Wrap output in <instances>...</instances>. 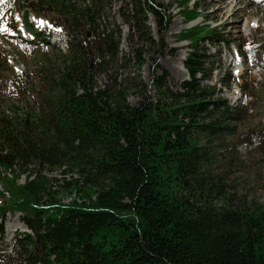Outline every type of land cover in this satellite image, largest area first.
<instances>
[{"label": "trees", "instance_id": "trees-1", "mask_svg": "<svg viewBox=\"0 0 264 264\" xmlns=\"http://www.w3.org/2000/svg\"><path fill=\"white\" fill-rule=\"evenodd\" d=\"M77 1L15 4L29 30L39 31L30 13L63 29L68 52H61L59 66L42 61L29 74L6 77L0 64L7 91L28 93L33 103L19 119L0 115V166L35 176L12 203L0 191V215L22 212L34 233L0 249V264H264V204L222 202L232 186L215 158L217 142L236 130L249 108L232 107L215 98V87L202 85L197 75L206 71L205 54L196 48L185 62L191 80L179 90L158 71L151 76L153 96L140 73L131 85L119 84L117 71L127 60L118 62L120 40L103 14L113 0ZM126 8L136 10L141 37L153 42L144 4L130 0ZM170 10L149 7L160 34L170 24ZM202 31H184L180 39L198 47ZM214 35L212 30L208 37ZM141 51L133 50L140 71ZM99 76L111 85L98 86ZM23 78H34L36 89ZM230 82L227 77L222 86ZM130 92L140 98L136 105L127 101ZM63 169L64 175L78 173L79 179L65 182L86 198L67 207L43 177Z\"/></svg>", "mask_w": 264, "mask_h": 264}, {"label": "rangeland", "instance_id": "rangeland-1", "mask_svg": "<svg viewBox=\"0 0 264 264\" xmlns=\"http://www.w3.org/2000/svg\"><path fill=\"white\" fill-rule=\"evenodd\" d=\"M138 1L145 6L146 25L153 42L157 45L160 43L161 51L156 49L148 37H141V32L138 31L141 25L135 21L136 10L131 11L126 8L130 0L109 2L103 10L106 28L116 33L115 38L120 40L118 62L127 60L123 68L117 71V82L131 85V80L140 73L142 82L148 86L149 95L153 96L154 88L151 85L153 72L158 71V76L166 72L169 85L179 90L184 82L190 81V75L184 65L186 58L188 59L189 54L196 51L195 48L200 54H205L203 67L207 70L203 73L206 75H200L198 78L202 85L215 87L216 99L222 97L231 105L249 107V116L237 125L236 130L232 128V131L223 137L222 142H217L215 148L219 172L227 169L229 175L227 181L232 186L221 201L241 198L250 203L264 204V149L261 148L264 143L262 139L264 138V3L256 4L253 0H242L239 4L237 0ZM10 3L11 0H0V5L9 6ZM76 4L84 6V2L80 0ZM158 5L171 8L170 24L161 34L155 15L149 11V7L154 8ZM7 6L4 7L6 11ZM184 12H192L196 16L191 20L187 17L189 14L185 15ZM22 14L23 11H17L15 14L9 11L4 21L10 20L13 16L18 27L25 29ZM32 21L36 22L33 16ZM37 23H41L39 26L42 29L51 30V33L55 35L49 49L27 47L19 39V34L11 29L9 33L17 36L13 40L6 34H0V64L2 67L5 66L6 77L12 74V70L19 74H29L33 66L42 61L55 66L60 65L61 52L57 51L56 47L59 46L63 53L67 52L65 33L54 28L53 24L50 25L45 19L37 20ZM143 25L145 26L144 23ZM194 28L203 29V40L197 43L198 47H193L191 42L180 39L182 32L194 30ZM212 30L215 35L208 37ZM135 48L142 49L141 52L144 53L145 64L141 71L135 60L133 52ZM227 75L234 81H231L229 87L224 88L220 83ZM97 79L98 86L101 88L111 85L107 77L99 76ZM23 80L36 89L34 78H23ZM11 91L10 89L7 91V83L0 76V115L6 114L10 118L19 119L28 109L33 110L32 99L28 93H11ZM19 96L24 101L18 98ZM139 99L130 92L127 101L136 105ZM30 169L34 170V167ZM35 170L38 171L37 168ZM64 170L45 172L43 177L48 180L47 189L49 188L56 195L62 206L67 207L75 200L81 202L86 198L83 191L78 193L74 188H68L65 182L79 179L78 173H72L73 176L64 175L62 173ZM28 174H31V178H27ZM28 174L20 172L18 166H14L11 171L0 167V188H3L0 191L6 188L11 196L10 203L15 197L21 196L18 191L23 186L35 179L30 170ZM22 215L19 211L7 213L6 228L10 229L17 226V223H21Z\"/></svg>", "mask_w": 264, "mask_h": 264}, {"label": "bare ground", "instance_id": "bare-ground-1", "mask_svg": "<svg viewBox=\"0 0 264 264\" xmlns=\"http://www.w3.org/2000/svg\"><path fill=\"white\" fill-rule=\"evenodd\" d=\"M225 1V0H224ZM255 3H257V1L256 0H253ZM242 2V0H237V4H239V3H241ZM253 2V3H254ZM222 6V5H221Z\"/></svg>", "mask_w": 264, "mask_h": 264}, {"label": "snow or ice", "instance_id": "snow-or-ice-1", "mask_svg": "<svg viewBox=\"0 0 264 264\" xmlns=\"http://www.w3.org/2000/svg\"><path fill=\"white\" fill-rule=\"evenodd\" d=\"M4 30H5V31H7V29H6V28H5Z\"/></svg>", "mask_w": 264, "mask_h": 264}]
</instances>
